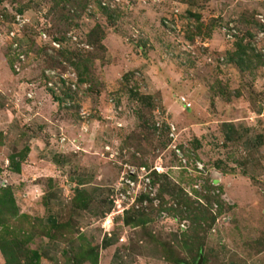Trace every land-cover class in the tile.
I'll use <instances>...</instances> for the list:
<instances>
[{
	"label": "rangeland",
	"instance_id": "374dc122",
	"mask_svg": "<svg viewBox=\"0 0 264 264\" xmlns=\"http://www.w3.org/2000/svg\"><path fill=\"white\" fill-rule=\"evenodd\" d=\"M23 1L26 4L29 0ZM90 1L87 11L71 27L70 35L83 38L99 24L105 38L90 67L94 90L81 101L87 119L80 120L75 111L59 107L51 92L44 88L41 80L46 59L25 46L28 53V57L24 55L25 61L11 63L16 51L9 46L8 24L2 22V14L5 10L14 14L16 5L6 1L0 5V134H7L16 123L26 129L24 142L14 140L9 147H0V187L12 188L19 215L42 219L51 191L61 187L62 201L68 204L73 201L75 182L70 178L75 174H94L98 181L94 185H103L101 190L107 195L124 187L129 170L144 163L157 175L168 177V183L164 177L157 182L158 197L163 196L166 203L171 204L174 186L190 196L194 184V189L203 185L212 187L205 193L213 201L209 204L204 201V205L217 215L220 211L216 220L219 232L209 234L207 264H227L212 256L221 257L222 245L230 253H236L237 264H254L260 246H264V141L250 147L245 143L264 136V66L255 61L254 69L242 70L228 63L227 56L237 50V42L242 38L243 45L251 42L255 55L264 54V40L256 39L260 31L253 30L254 37L247 39L244 34L252 29L251 25L237 23L242 13L251 19L253 11L262 14L263 19L256 16L262 22L264 11L260 3L264 0H113L121 12L115 23L102 15L95 0ZM49 8L46 5L41 12L29 9L25 18L37 19L36 22L40 19L34 28L44 29L49 26L44 16ZM189 11L198 15L199 20L190 16ZM219 18L223 24L211 29L213 21ZM227 22L237 27V38L224 28ZM54 26L55 33L68 28L65 22H54ZM198 26L202 27L201 35L197 34ZM16 65L20 66V72ZM89 85L82 89L88 91ZM132 90L139 97H152L153 108L150 110L138 98H132ZM152 122L157 128L155 134L147 129ZM225 123H232L238 131L246 127L251 130L243 138L231 141L225 137ZM172 126L177 135L174 142L170 138ZM34 133L37 140L29 141ZM26 145L34 154L22 163L21 175H16L8 169V157L14 149L21 151ZM39 147L41 150L48 147L47 161L39 159ZM177 148L181 158L176 156ZM59 155L68 161L64 169L53 163V157ZM197 163L203 165V173ZM180 168H186L187 175L196 178V182L187 181L189 176L183 175ZM111 178L115 182L110 183ZM163 184L166 187L160 193ZM155 192L158 193L154 190L152 197ZM124 215L125 212L121 218ZM157 215L152 216L146 227L155 236L169 240L172 235L180 236L190 229L191 220L185 222L183 229L181 222L168 212ZM83 220L87 226L79 234L89 233L102 247L105 230L101 221ZM122 220H118L115 231L123 241L109 249L111 254L119 248L126 258L125 264H174L156 255L149 240L139 241L140 228H126ZM8 221L13 228L30 232L16 220ZM179 243L175 250L185 255ZM47 244L48 240L41 243L36 238L29 247L39 250ZM63 249L55 261L43 257L41 263L64 262ZM111 254L103 251L99 264L111 261L115 264ZM261 258L264 259V252L258 254V260ZM4 263L0 251V264Z\"/></svg>",
	"mask_w": 264,
	"mask_h": 264
},
{
	"label": "trees",
	"instance_id": "16d2710c",
	"mask_svg": "<svg viewBox=\"0 0 264 264\" xmlns=\"http://www.w3.org/2000/svg\"><path fill=\"white\" fill-rule=\"evenodd\" d=\"M5 1L10 3L12 6L16 5L14 8L15 10H13L15 12L14 14L8 10H5L2 14V22L7 23L8 26H10L15 21L17 14L27 16L26 13L29 9H35L36 11L41 12L46 8V5H50L48 12L44 15L49 26L44 29H42L43 26H41V29H39L40 31L32 26L28 27L25 31V41L22 43V45L23 47L26 45L28 49L31 51L33 50L37 56H41L47 60L44 70L48 68H61L63 67V61H65L76 71L80 85L90 84V87H88L89 89L87 88L88 91L81 89V96L77 94L71 97V99L75 101L73 107L75 110V116H77L79 120L84 119L82 116H80L81 101L83 98L86 99L87 96H89V94L94 90V79L90 73V67L94 64L95 59L97 58V50L98 47H101V43L105 38V33L101 25H95V27L87 32L83 38H79V44H87L91 48L85 49L84 47H79V44L77 45L75 42H72V37L74 34L70 35V32L71 27L75 26L74 22L78 18L82 17V15L87 11V8L91 5L90 2L92 1L29 0L28 3L25 1L26 4H24L23 0H0V5ZM112 2L113 0H95L96 7H98L102 15L106 16L111 23H115L118 18H120L121 12L119 9L120 7H110ZM260 6L264 11V2L260 3ZM188 13L190 16L196 17L199 20L200 17L198 15L193 14L191 11ZM251 14V19L246 18L247 14L244 13H242L240 18L237 19V23L239 24H243L245 26L249 23L251 25L252 29L246 30L244 34V37L247 39H252L254 37L253 30L264 32V20H262L263 23L256 20V16H258L260 19H263L262 14H259L256 11H253ZM91 16L94 17V14ZM36 20L33 19V25L40 23V19L37 22ZM54 22H65L67 23L68 28L64 30L61 29L55 33ZM213 22V25H211L212 27H210L211 29L217 24H223V20L221 18L214 20ZM231 25V23L227 22L225 23V27H223L230 32L235 31V36L237 38L238 34L236 32L238 29L236 26L231 27ZM42 32H46L51 37L52 41L59 42L60 44L64 45V47L60 50H55L56 53L54 55H50L48 53V50L51 48L49 43L44 41L39 42L41 43L40 46H38V42L36 43L37 40L35 38ZM197 34H202L201 26L197 27ZM192 38L193 37H191V41L194 40ZM243 39L244 38L241 40ZM241 40L237 42V50L231 55L227 56L228 63H234L242 70L254 69L253 63L255 61H258L260 66H264V54L259 53L255 55V49L252 47L251 42L247 43V45H243ZM21 54H24L28 57V53L24 51V48H22L20 51L14 54L13 58H11V63L13 64L15 61L17 62ZM64 69L66 70L67 67L64 66ZM44 70H42L41 82H43ZM125 78H127V76ZM130 93L132 98H138L145 107L149 108L150 110L153 108L152 97H139V95L133 90ZM52 94L54 101L60 102L59 104H61L62 99H59L55 93ZM66 95L67 97H70L69 91H67ZM77 104H79V109H77ZM59 107H61V105H59ZM73 108L71 110H73ZM150 118L152 119V117ZM223 128L225 129L224 131L226 139L231 141L235 139H241L245 134L250 132L249 130L243 128L241 129V131H243L241 133V131H238L235 125L232 123H225ZM147 129L153 130L155 134L157 132L155 122L150 123L147 126ZM28 138L27 140H29ZM25 139L26 133L24 132L20 138V141L24 142ZM262 141H264V136H259L256 138V140L251 139L250 142H246L245 145L246 147H250L252 143L257 145L259 143L261 144ZM29 150V147L26 145L23 150L18 151L17 149H14V151L9 154V171H12V173L16 174L21 173L22 163L26 160ZM139 166L145 167L144 163L140 164ZM148 169H151V167ZM180 169L181 170L179 171H182L181 173L183 175L189 176L187 181H190V183L193 182V184L196 182V178H193L192 175H187L186 168H184L185 170L183 168ZM200 174L202 173L200 172ZM160 177H164L167 183L169 182L166 175H157L156 172H153V187L158 193L155 192L154 197H152L150 193L142 194L137 199V204H134L130 207V209L125 211V215L122 216V218L121 216H118L115 219V225L118 223V220L123 219V225L126 226V228H140L141 234H139L142 238L139 241L143 242V239L146 241L149 240L148 242L151 244L150 246L155 254L166 262H171L174 264H197L200 257L202 256L203 264H207L209 258L205 250L208 243L209 234H215L217 231L219 232L216 220L220 211L218 210L217 215L213 212V210L208 208V205H204V201H206L208 204L212 203L211 201H213L211 199L212 196L209 193H205V191H210L212 187L203 185V187L200 189L196 187L194 189V184L193 196H190L188 193H186V191L177 189V187L174 186V189L171 193L172 200L170 204L165 202L163 196L158 197L159 191L157 189V182L160 181ZM213 182L215 183L217 181ZM165 184H163V186L161 185L160 193L161 191L163 192V190H165ZM113 194V190L109 191L107 195L103 190L97 192V194L77 192L73 201L70 203L71 209H69V214L62 216L61 220H50L48 214L49 212L47 211L44 218L31 219L28 215H19L20 210L17 207L12 188L0 187V251L5 260L4 264H42L41 260L43 257L47 256L46 253L48 251V247L57 244H60L61 246L65 245V248L63 249L64 251L62 253L64 258H66L64 261L65 264H99L101 249H110L112 247H116L120 242V236L115 231V225L112 229V237L105 236L102 239L101 248L99 245H97L94 236L88 235L89 233L79 234L81 228L80 225L75 223V220H104V218L111 212L114 206L113 201L111 200V196ZM54 198L55 194L51 192L46 197V206H48L49 202ZM163 212H168L172 218L180 221L182 225L183 222L185 225V222H188L187 220H191L190 229H188L186 232L184 231L182 234H180V236L172 235L171 239L169 240L165 239L166 237L164 238L155 236L152 233L147 232L146 227L147 224L150 223V220H152V216L155 215V213L160 215ZM8 219L16 220L21 226H27V228L30 229V232L25 231L23 228L18 229L16 226L13 228L8 224ZM182 225L181 228H183ZM36 238H39L41 243H44L45 240H48V244L45 246V249L40 248L39 250H34L29 247V245H31ZM178 239L179 242L181 241V244L178 242ZM219 241L222 240L218 239V242ZM177 243H179V246L185 250L187 256L186 254L183 255L181 252L175 250V245ZM260 247L261 249H259L257 255L264 252V246ZM220 249V252L222 253L221 257L219 258V256H215L213 254V258L215 257L217 260L223 259L225 261L224 263L227 264H237L234 258L236 253H230V251L226 249L224 245H222ZM115 255H120V257H122L119 248L115 249ZM124 259L126 260L125 257Z\"/></svg>",
	"mask_w": 264,
	"mask_h": 264
},
{
	"label": "built area",
	"instance_id": "2783aa9c",
	"mask_svg": "<svg viewBox=\"0 0 264 264\" xmlns=\"http://www.w3.org/2000/svg\"><path fill=\"white\" fill-rule=\"evenodd\" d=\"M116 5L117 2L113 1L110 7L115 8ZM33 23L34 22L32 20L25 18V16L17 14L15 21L10 26L7 25L8 30L6 36L10 40L9 46L11 50L18 52L20 51V49L25 48L26 45L24 47L22 45V43L25 41V30L28 27H34L35 25H33ZM229 32L230 31H228V33ZM230 33H235V31H231ZM229 36L231 37V35ZM35 39L37 40V42L44 41L50 44L51 48L48 50V53L50 55H54L56 53L55 50H60L64 47V45L60 44L59 42L52 41L51 37L46 32H42ZM256 39L257 41L264 40V32H259ZM78 41L79 38L74 35L72 37V42H75L78 45ZM79 47L91 49L87 44H79ZM18 60H20V62H24V54H21ZM64 66L67 67L66 70L64 69ZM15 68L17 72L21 71L20 66L16 65ZM43 86L45 89L49 90L51 94L55 93V95L59 99H62L61 104H59L60 102L57 103L61 105V108L64 110H71L74 107L75 103V101L72 100L71 97L77 94L81 96L82 90H85L87 87L86 85L79 84V78L76 71L65 61H63V67L61 68H48L44 70ZM82 87H85V89H82ZM67 91H69L70 97H67ZM187 106H190V104H188ZM71 111L74 112V108ZM80 116H82L84 119L87 118V115L83 109H81L80 111ZM171 130L172 131L170 133V138L174 142L177 136L176 134H174L176 129L172 126ZM176 152L177 156L181 158V151L177 148ZM184 162L186 163V161ZM196 167L202 173L204 172V167L200 163H197ZM153 172L155 171L151 169L149 170L146 167L129 170L127 177L123 180L124 187L113 189L114 194L111 196V200L113 201L114 206L111 212L101 222V227L103 228V230H105L104 236L112 237V229L115 225V219L125 211L130 209L131 206L137 204V199L142 194L150 193L151 196L154 195L153 191L155 189L153 187L152 179ZM182 227L185 228L186 226L183 224ZM120 241L122 242L123 240L120 239Z\"/></svg>",
	"mask_w": 264,
	"mask_h": 264
},
{
	"label": "crops",
	"instance_id": "0c3cea01",
	"mask_svg": "<svg viewBox=\"0 0 264 264\" xmlns=\"http://www.w3.org/2000/svg\"><path fill=\"white\" fill-rule=\"evenodd\" d=\"M263 17V16H262ZM249 124V123H248ZM23 125H19V124H15L13 128L9 129L8 133L7 134H4V135H1L0 134V147L3 146V147H9V145L11 144V141L13 142L14 140H19L20 141V138L22 136V134L25 132L26 133V129L24 130V128L22 127ZM42 128V127H41ZM229 128V127H228ZM247 130H251V128H245ZM37 134H32V136L30 137V141L31 140H37ZM13 137V138H12ZM254 140H256V138H254ZM39 141V140H38ZM38 148V147H37ZM37 148H34L37 150ZM40 148V147H39ZM33 150V149H32ZM35 150V151H36ZM38 151V152H37ZM36 152L39 156V159L44 162V161H47L49 159V157L47 156V154L50 152L48 147H46L45 150H41L38 149ZM33 151L29 152L28 156H27V159H30L32 156H33ZM53 163H55L56 166H59L61 169H64L65 166H68V161H64V156H55L53 157ZM67 163V165H65ZM77 167V166H76ZM78 168V167H77ZM51 168L49 167L48 168V171L50 170ZM21 173H22V170H21ZM96 174V173H95ZM16 175H21V174H16ZM22 177V176H21ZM25 177V176H24ZM46 178H54V177H46ZM237 178V177H236ZM245 178V177H244ZM72 182H75L73 183L74 184V192L75 194L77 192H84V193H87V194H97V192L101 191V188L104 187L103 185H94V183L97 181L95 180V175H86V176H82V175H78L75 174L72 178H70ZM35 180V179H34ZM50 182H54L52 181V179H49ZM98 182V181H97ZM115 182L114 179H110V183H113ZM246 182H247V179H246ZM109 183V184H110ZM230 186V185H229ZM72 187V185H71ZM55 194V198L52 199L50 202H49V205L47 207V212H49V218L50 220H55V219H58V220H61V217L62 216H66V214H69V209H71V204L67 203V202H63L62 201V198L63 197V190L61 189V187H59V189L57 188L56 190L54 191H51ZM93 219V218H92ZM83 219H77L75 220V223L77 225H80V228H81V232H83V227H86L87 225L84 226L83 224ZM91 220V219H90ZM89 225V224H88ZM102 241V240H101ZM102 248V247H101ZM113 248V247H112ZM63 249V247L60 245V244H57V245H54V246H51V247H48V251L46 253V257H48L50 260H54L58 258V255L59 252ZM103 249V248H102ZM101 249V253H100V261H101V254L103 253V251H107L109 254H111L109 252V249ZM63 253V252H62ZM262 254V253H261ZM63 255V254H62ZM114 258V262L115 264H125L126 261L124 259V256L120 257V255L116 256L115 255V250L114 252H112L111 254ZM99 261V262H100ZM117 261V262H116ZM254 264H264V259L261 258L258 260V255L255 257L254 259ZM64 262L62 261H57V264H63ZM65 264V263H64ZM111 264H114L112 261H111ZM239 264V263H238Z\"/></svg>",
	"mask_w": 264,
	"mask_h": 264
},
{
	"label": "water",
	"instance_id": "95a60500",
	"mask_svg": "<svg viewBox=\"0 0 264 264\" xmlns=\"http://www.w3.org/2000/svg\"><path fill=\"white\" fill-rule=\"evenodd\" d=\"M197 264H203V257L201 256Z\"/></svg>",
	"mask_w": 264,
	"mask_h": 264
},
{
	"label": "clouds",
	"instance_id": "9594fccd",
	"mask_svg": "<svg viewBox=\"0 0 264 264\" xmlns=\"http://www.w3.org/2000/svg\"><path fill=\"white\" fill-rule=\"evenodd\" d=\"M64 110V109H63ZM102 222V221H101Z\"/></svg>",
	"mask_w": 264,
	"mask_h": 264
}]
</instances>
